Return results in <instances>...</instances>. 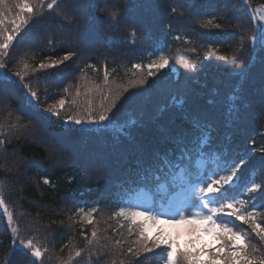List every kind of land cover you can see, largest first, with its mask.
<instances>
[{
  "label": "trees",
  "instance_id": "obj_1",
  "mask_svg": "<svg viewBox=\"0 0 264 264\" xmlns=\"http://www.w3.org/2000/svg\"><path fill=\"white\" fill-rule=\"evenodd\" d=\"M58 5L49 12L45 4V14L37 13L14 37L0 69V195L13 213L10 223L0 206V264H41L20 239L48 250L42 264H162L159 249L140 258L121 254L136 240V226L129 236L128 221L112 213L121 206L158 210L186 175L211 174L239 158L247 166L238 172L240 187L228 195L247 200L248 211L255 205L258 222H264V43L253 40L262 25L250 13L264 8V0H58ZM18 11L13 6L5 21L10 31ZM159 50L170 66L145 85L134 84L147 76L146 65ZM67 52L75 53L69 61L40 69ZM137 63L144 67L135 69ZM18 71L37 93L38 106L26 103ZM62 97L60 117L43 111ZM113 98L116 106L110 107ZM101 112L110 119L99 124L63 119L86 120L89 113L98 119ZM208 154L210 172L198 167ZM252 182L262 188L249 200L244 185ZM93 207L92 225L74 215L77 208ZM226 222L247 232L264 253V242L248 225L234 218ZM94 227L98 243L91 236ZM160 227L171 233L168 225ZM156 231L153 226L148 234ZM191 239L177 243L191 246ZM214 239L202 234L196 246ZM116 240L122 241L118 247Z\"/></svg>",
  "mask_w": 264,
  "mask_h": 264
},
{
  "label": "snow or ice",
  "instance_id": "obj_2",
  "mask_svg": "<svg viewBox=\"0 0 264 264\" xmlns=\"http://www.w3.org/2000/svg\"><path fill=\"white\" fill-rule=\"evenodd\" d=\"M45 4H47L49 12L59 7L58 0H50V2L48 0H33L31 3L29 0H11L12 6L9 5V0H0V69L5 68L4 57L8 55V49L14 37L22 29H25L33 19L38 18L37 13L39 17L45 14ZM13 6L18 8L19 11L16 12L15 18L11 20L12 30L10 31L5 26V21L9 18ZM172 11L175 12L176 9L173 8ZM255 18V16L252 17V19ZM259 19L264 21V15H261ZM207 23L211 25L212 21L209 20ZM132 35L134 36L135 33L133 32ZM253 40L264 43V26L261 27L260 34L253 37ZM74 55L75 53L73 52H67L60 59L53 60L49 58L50 63H41L39 67L40 69L57 68L58 65L69 61ZM153 55L155 58L151 59V62L146 65L148 69L147 76L145 77L141 74V77L134 84L143 86L147 83L148 77H155L161 70L170 66L171 61L162 50H159L158 55L155 52ZM133 67L140 70L144 65L137 63ZM24 68L27 69L28 65L24 64ZM15 75L20 78L22 87L27 90L26 95L29 99L26 103L31 107L38 106L37 93L31 90L30 85L23 83L24 75L19 71ZM6 79L10 80L11 77L6 76ZM105 80H107V71H105ZM77 95H79V92H77ZM120 95V93H117V97ZM72 103L75 104L76 101L73 100ZM65 105L66 101L62 97L43 111L51 116L60 117V113L65 108ZM115 106L116 98H113L110 107ZM63 119L72 125L83 126L84 124H99L108 121L110 117L101 112L98 119L92 116L91 113H89L86 120L77 116H67ZM196 128L197 126L194 124L193 131H196ZM2 143L3 141H0V144ZM200 143L201 141L197 139L195 146L199 147ZM260 151L264 152V148L260 149ZM242 165L247 166L245 159L239 158L238 163L233 159L211 174H198L194 180L190 178L191 189L188 202L186 206L177 208L170 219H162L166 213L152 208L141 209L138 206L119 207L117 211L112 213V217L128 221L129 236L133 235V226H136L135 230L137 233L136 240L127 247L126 252L121 254L131 256L132 258H140L144 254L155 253V250L159 249L162 264H264V253H261L259 248L250 243L248 233L238 231L235 226L230 227L229 223L226 222V220L234 218L235 221L248 225L251 233H254L261 242H264V226H262L264 222H258L257 218L261 213L256 211V206L253 205L252 210L248 211L245 207L248 203L247 200H237L235 195H228L234 186L240 187L235 182L239 179L238 172L241 170ZM220 172L226 174L220 175ZM44 183L47 184L49 181L45 179ZM244 187L249 194V200H253L256 194L260 192L262 185L252 182L250 187L247 184ZM0 206L3 207V211L7 214V218L11 223L13 213L9 211L2 195H0ZM190 209H196V211L193 212ZM96 211L97 208L95 207L87 211L84 208H77L74 215H79L82 223L86 222L92 225L95 221L94 214ZM160 225L185 226L184 231L192 237L188 242L191 246L181 248L177 243V238L166 231L164 227H160ZM153 226L157 227V231L149 235V229ZM12 231L19 235L18 227H13ZM204 232L212 233L215 239L208 244L197 247L196 241L200 239ZM81 235L83 236L85 233L81 232ZM91 236L98 243V228H93ZM19 243L30 251V255L35 258V261H40L42 264L43 258L48 251L46 248L42 249L33 239H20ZM89 243L91 244L92 241H89ZM217 243H219V247L216 246ZM121 244V240L115 241L117 247ZM113 251L115 254V250ZM80 255L81 251L75 252L76 257Z\"/></svg>",
  "mask_w": 264,
  "mask_h": 264
},
{
  "label": "rangeland",
  "instance_id": "obj_3",
  "mask_svg": "<svg viewBox=\"0 0 264 264\" xmlns=\"http://www.w3.org/2000/svg\"><path fill=\"white\" fill-rule=\"evenodd\" d=\"M249 9V8H248ZM249 10H251V9H249ZM251 16L253 17V16H255L256 18L255 19H253L254 21H255V25L257 26V27H260L261 25L262 26H264V22L263 21H261L260 19H259V17L261 16V14L262 13H264V8L263 7H257V8H255V9H253V10H251ZM261 26V27H262ZM163 91H164V93L166 94V91H168V90H166V86H163ZM168 89V88H167ZM133 114L137 117V119H140L142 122H145L144 121V116L143 115H139L138 114V111L136 112V111H133ZM145 114V113H144ZM116 119H118V118H116ZM126 129H128V128H126ZM177 194V193H176ZM179 195H185L184 197H183V199L185 200V201H183V206H186V204H187V202H188V196H189V192L187 193V192H185V191H183L182 193H180ZM174 199H179V200H182L181 199V196H172V200H174ZM176 202V201H175ZM176 207H178V205L176 206ZM190 211H196V209H190ZM169 226V225H168ZM169 228L171 229V234L174 236V237H176L177 238V241H179V240H181V239H183V238H185V237H189V236H191L190 234H188V233H186L185 231H184V228H185V226H183V225H180V226H169ZM35 259V258H34Z\"/></svg>",
  "mask_w": 264,
  "mask_h": 264
}]
</instances>
